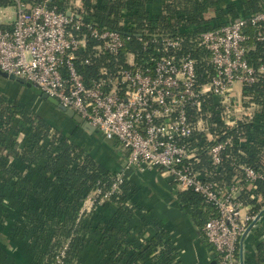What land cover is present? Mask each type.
I'll return each instance as SVG.
<instances>
[{
	"label": "trees",
	"instance_id": "1",
	"mask_svg": "<svg viewBox=\"0 0 264 264\" xmlns=\"http://www.w3.org/2000/svg\"><path fill=\"white\" fill-rule=\"evenodd\" d=\"M26 1L33 5L40 0ZM154 1L81 0L78 6L75 0H49V3L51 7L82 14L96 27L130 35L127 47L118 57L119 64L127 52H134L140 64L161 54V44L150 42L146 46L138 36L146 40L182 37L184 42L178 53H189L197 60L202 84L209 81L207 71L213 67L208 51L198 44L199 35L264 11V0H165L162 9L155 13L149 8ZM2 3L5 5L6 1ZM95 44L91 40L89 51L80 53L77 60V67L88 84L100 75L101 66L113 69L116 61L106 54L93 64L82 63ZM245 45L249 63L256 68L264 64V41L251 39ZM29 89L40 97L44 94L33 84ZM242 96L244 105L256 106L251 118L227 128L217 111L219 98L213 95L205 100L202 113L215 139L208 141L204 133L195 131L190 141L200 156L195 167L201 177L231 184L238 176L249 212L257 215L264 207V74L257 82L244 84ZM190 113L196 122L197 115L192 110ZM67 117L75 127L70 133L39 114L25 99L10 96L0 87V225L12 220L10 235L22 242L21 246L31 256V264H56L62 250H65L63 264H183L164 222L158 216L151 218L150 211L136 202L135 184L126 180L103 204L93 211H84L90 193L97 189L103 193L109 191L119 170L96 160L76 141L83 124ZM95 132L103 137L100 130ZM228 138L231 144L223 152L222 163L216 166L208 150L215 142ZM118 142L115 139L114 143ZM243 167H252L263 175L252 189L248 188ZM173 183V197L202 242L211 246L204 226L216 215L215 209L199 193L179 190ZM139 213L145 227L155 230L154 236L143 243L134 237L133 223ZM253 237L255 247L250 249L246 245L245 264H264V221L255 227ZM93 245L96 249L91 255ZM216 259L220 261V256Z\"/></svg>",
	"mask_w": 264,
	"mask_h": 264
},
{
	"label": "built area",
	"instance_id": "2",
	"mask_svg": "<svg viewBox=\"0 0 264 264\" xmlns=\"http://www.w3.org/2000/svg\"><path fill=\"white\" fill-rule=\"evenodd\" d=\"M4 1L5 5L0 0V69L72 108L106 138L118 140L127 152L111 189L90 193L84 211L93 210L118 191L127 180L128 169H163L179 190L199 193L215 209L216 215L205 224L204 232L220 256V264H241L238 249L242 235L258 214H250L238 176L231 184L201 177L195 167L200 156L190 139L195 131L204 133L208 141L215 139L202 113L205 100L213 95L219 98L217 111L227 128L253 116L235 97L233 85L253 84L264 74V64L256 68L249 63L245 45L251 39L264 41V11L199 35L198 44L208 51L213 67L207 71L209 81L202 84L197 60L189 53H178L184 42L180 36L161 40L138 36L146 46L161 44V54L140 64L134 52H127L119 64L130 35L96 27L76 11L51 7L49 0L33 5L26 0ZM91 40L96 44L82 63L93 64L106 54L116 61L113 69L101 66L100 75L88 84L77 60L80 53L89 51ZM190 110L197 115L196 122ZM229 144L230 138L209 148L214 165L222 163ZM243 169L248 186L254 188L263 175L252 167ZM64 255L62 250L56 264H63Z\"/></svg>",
	"mask_w": 264,
	"mask_h": 264
},
{
	"label": "crops",
	"instance_id": "3",
	"mask_svg": "<svg viewBox=\"0 0 264 264\" xmlns=\"http://www.w3.org/2000/svg\"><path fill=\"white\" fill-rule=\"evenodd\" d=\"M164 1L165 0H155L149 8L157 13L162 9ZM75 3L78 6L81 4V0H75ZM8 80L10 79L0 75V87L10 96L22 100L15 91L18 90L16 85L26 88H29V86L13 82V80ZM35 90L38 89L35 88ZM32 93L40 99L36 109L39 114L43 115L51 123L64 126L69 133L75 128L73 124H71V120L59 111L60 109L58 110L53 105L49 104L43 97L37 95L36 92L32 91ZM235 97L240 100L244 110L255 112V108H253L251 104L248 106L244 105L242 90L240 96L238 97V95L235 94ZM95 130L98 129L95 128ZM95 130L92 132L85 128L78 130L75 138L76 141L84 146L96 160L103 162L108 168L120 170L126 161L127 152L121 147L119 142L118 144L114 143L115 140H112V143L107 142L102 132L100 133L103 137L97 136ZM22 136L23 135H21V138ZM126 176L128 182L138 187V191L135 193L136 202L140 204L144 210L150 211L149 216L151 218L154 216L160 217L171 232L179 254L178 258L183 264H220V261L216 259V256H218L217 252L212 246H206L205 243L202 242L197 229L173 197V191L175 189L174 181L169 173L163 169L157 168H151L145 172L128 169ZM248 188L250 189L251 187L248 186ZM141 216V213H139L133 225L136 227L134 231L136 241L143 243L154 236L155 230L151 226L145 227L141 222ZM262 222L258 224V227ZM12 223V220H8L4 226L0 225V264H31V256L26 253L23 246H21L22 242L19 238H13L10 235L12 232L10 228ZM254 233L255 228L250 233L245 244V246L248 245L250 249L255 247L253 241ZM94 249H96L95 245L92 246L93 251L91 255L94 254Z\"/></svg>",
	"mask_w": 264,
	"mask_h": 264
},
{
	"label": "water",
	"instance_id": "4",
	"mask_svg": "<svg viewBox=\"0 0 264 264\" xmlns=\"http://www.w3.org/2000/svg\"><path fill=\"white\" fill-rule=\"evenodd\" d=\"M68 14H70V12H68ZM0 75L8 78L10 80L16 81L18 83L21 84H25L26 86L31 87L32 84L27 82L25 79L21 78V77H17L14 74H8L5 71H2L0 69ZM42 97L47 100L48 102H50L52 105H54L55 107H57L58 109L62 110L63 112L66 113L67 116H69L70 118H73L76 122H78L79 124H83V127L89 131H94L95 128L93 126H91L80 114H78L75 110H73L72 108H67L66 106H64L63 104H61L59 102L58 99L47 95L46 93H44L42 95ZM105 140L109 143H112L111 139L105 138ZM264 220V207L263 209L258 213V215L256 216V218L249 224V226L247 227L246 231L244 232V234L242 235L241 241H240V262L241 264H245V244L246 241L250 235V233L253 231V229Z\"/></svg>",
	"mask_w": 264,
	"mask_h": 264
},
{
	"label": "rangeland",
	"instance_id": "5",
	"mask_svg": "<svg viewBox=\"0 0 264 264\" xmlns=\"http://www.w3.org/2000/svg\"><path fill=\"white\" fill-rule=\"evenodd\" d=\"M8 81H10V80H8ZM13 82H16V81H13ZM16 86L18 87V90H15L17 92V94L22 99H25L27 102L32 104L35 107V109H37L38 103L40 102V99H38L37 96L34 95L29 88H26V87L20 86V85H16ZM242 87L243 86L240 82H235L233 85V93L237 94L239 97L241 94Z\"/></svg>",
	"mask_w": 264,
	"mask_h": 264
}]
</instances>
